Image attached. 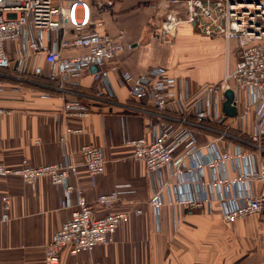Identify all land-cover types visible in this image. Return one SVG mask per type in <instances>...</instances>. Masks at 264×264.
Here are the masks:
<instances>
[{
    "label": "built area",
    "instance_id": "1",
    "mask_svg": "<svg viewBox=\"0 0 264 264\" xmlns=\"http://www.w3.org/2000/svg\"><path fill=\"white\" fill-rule=\"evenodd\" d=\"M110 1L0 0V88L12 84L2 78L13 79L16 88L29 81L41 97L59 95L63 118L77 121L66 124L57 137L61 160L31 165L23 159L18 166L0 162L1 177H18L32 190L47 178L59 188L61 207L70 209L43 245L44 264H59L63 250L74 256L111 243L120 225L143 213L139 206L116 207L135 195L131 184L88 200L75 181L81 166L91 178L105 169L101 146L81 144L79 162L67 148L73 136L86 133L82 122L91 110L74 88L90 66L96 67L91 74L102 85L92 100L112 101L113 72L127 85L130 98L152 103V109L129 107L151 117L152 136L123 143L147 169L153 184L146 205L155 214L165 205L191 214L217 206L228 223L251 215L264 220V0H146L164 36L172 38L188 24L204 36L222 37L227 45L236 42L234 68L216 83L196 86L160 65L138 76L122 70L118 54L132 48L124 42V30L113 36L95 29L97 6ZM227 89L233 92L234 116L222 109ZM9 113L0 108V114ZM0 200L1 229L11 220V195L3 193Z\"/></svg>",
    "mask_w": 264,
    "mask_h": 264
},
{
    "label": "crops",
    "instance_id": "2",
    "mask_svg": "<svg viewBox=\"0 0 264 264\" xmlns=\"http://www.w3.org/2000/svg\"><path fill=\"white\" fill-rule=\"evenodd\" d=\"M152 17L151 4L146 0H114L97 6L95 29L113 36L124 30V42L132 45L118 54L122 70L138 76L151 66L160 65L169 74L188 78L196 86L216 83L226 69L234 68L235 41L233 46L230 43L226 46L230 52L226 67L220 68L211 81L205 78L204 71H191L194 65L181 66L177 58L180 55L188 61L181 55L186 49L198 53L190 60L205 62L218 49L216 44L226 41L199 34L188 24L180 26L174 37H167ZM182 29L187 34L184 39L189 41L178 40ZM109 78L114 90L111 102L92 100L102 85L89 70L74 88L76 97L89 106L91 113L82 122L86 133L73 136L67 148L79 162L78 148L91 143L102 147L105 159L102 174L91 178L81 166L75 181L84 189L88 200L117 185L131 184L135 195L124 198L116 207L139 206L143 213L132 215L127 223L120 225L109 244L74 256L63 250L59 264H264V232L257 229V216H261H246L228 223L217 206L191 214L165 205L155 214L146 205L153 183L145 165L131 157V148L123 140L152 136L151 117L129 110V107L152 109V103L149 99L130 98L128 87L118 73L112 72ZM2 79L15 83L11 78ZM12 84L0 88V108L10 111L0 114V162L18 166L23 159L31 165L61 160L57 137L64 132L66 124L76 125L77 121L63 118L59 95L41 97V91L29 81H23L18 88ZM255 189H259V184H255ZM3 193L11 195L12 205L11 220L0 229V264H44L43 245L70 214V209L61 207L59 188L47 178H40L32 190L18 177L0 176V196ZM95 209L105 213L97 206Z\"/></svg>",
    "mask_w": 264,
    "mask_h": 264
},
{
    "label": "rangeland",
    "instance_id": "3",
    "mask_svg": "<svg viewBox=\"0 0 264 264\" xmlns=\"http://www.w3.org/2000/svg\"><path fill=\"white\" fill-rule=\"evenodd\" d=\"M186 32H184V29L181 31V35L179 36L178 40L182 41H189V39H184L185 38ZM230 46H233V42L230 41ZM188 45V44H187ZM226 42L223 43H217L216 47L218 48L216 51L214 50L213 55L207 60V61H202L198 59H193L190 60L191 57L196 56L198 54L197 52H193V50H188L186 49L181 53L182 56H185L188 61L184 60L180 55L177 58V63H179L181 66L182 65H187L193 66L194 67L191 69V71H204L205 78L209 81L214 79V76L218 75V71L222 67H226V61L228 60L229 53L226 51ZM198 60V61H197ZM197 61V62H196ZM223 64V65H222ZM257 221H258V231L260 233L264 232V220L262 218L257 216Z\"/></svg>",
    "mask_w": 264,
    "mask_h": 264
},
{
    "label": "water",
    "instance_id": "4",
    "mask_svg": "<svg viewBox=\"0 0 264 264\" xmlns=\"http://www.w3.org/2000/svg\"><path fill=\"white\" fill-rule=\"evenodd\" d=\"M91 73L96 72L95 66H90L88 69ZM224 95L226 97L225 101L222 103V109L228 116H234L236 113V108L231 105L232 99H233V92L231 89H227L224 92Z\"/></svg>",
    "mask_w": 264,
    "mask_h": 264
}]
</instances>
